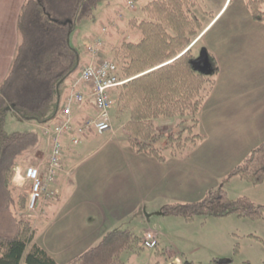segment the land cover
<instances>
[{
  "label": "trees",
  "instance_id": "trees-1",
  "mask_svg": "<svg viewBox=\"0 0 264 264\" xmlns=\"http://www.w3.org/2000/svg\"><path fill=\"white\" fill-rule=\"evenodd\" d=\"M99 1L26 0L22 7L20 42L0 86V264H61L36 241L37 223L22 215L28 209L29 194L12 184L20 161L31 150L41 151L45 138L36 129L9 133L6 120L10 111L29 124L57 119L62 83L68 80L70 86L88 62L72 46L70 35L80 21L95 18ZM246 4L252 17L264 23V0H246ZM196 5L197 0H149L141 7L142 15L129 20L131 28L140 31V38H122L111 56L119 64L121 77L129 79L115 89L114 98L118 110L127 112L124 129L130 144L161 162L169 156L185 157L197 146L201 137L193 130L220 71L213 54L204 50L199 58L194 52L193 44L205 30L194 14ZM175 117L179 125L189 120L192 124L173 135L160 133L158 120ZM236 176L253 184L264 182V141L227 180ZM161 211L188 221L197 215L264 220V203L255 204L247 196L231 198L222 187L210 189L197 202H175ZM141 242L142 237L132 229L116 228L64 264H125V252L147 249ZM238 250L239 243L235 254ZM219 260L207 264H222Z\"/></svg>",
  "mask_w": 264,
  "mask_h": 264
},
{
  "label": "crops",
  "instance_id": "crops-1",
  "mask_svg": "<svg viewBox=\"0 0 264 264\" xmlns=\"http://www.w3.org/2000/svg\"><path fill=\"white\" fill-rule=\"evenodd\" d=\"M25 2L26 0H0V86L12 67L20 42L18 21ZM129 12L132 13L122 19L121 27L132 17L138 16L133 14L134 11ZM217 16L197 37L193 44L194 49L204 37L206 38L208 32H204ZM123 17L124 14L120 10L116 18L109 23L117 21L118 25ZM105 25H102L98 33ZM232 32L235 38L228 40ZM204 47L216 57L219 68L222 64H236L238 60L240 66L250 61L256 66L253 77L264 74V25L255 27L252 32L220 31L217 38L209 39ZM85 57L87 59L85 50L81 51L82 61ZM222 70L221 68L220 72ZM219 83L217 80L215 89L202 107L200 122L205 130V140L192 155L169 157L161 162L152 156L139 153L131 146L123 125L122 128L108 131L99 154L85 159H81L84 148L92 143L91 140L96 135L102 133L89 132L81 137L76 146H72L70 137H66L63 168L55 185L59 198L46 205V217L43 219L50 228L58 227L57 235L53 236L54 240H45L43 244L57 261L65 255L79 256L95 246L119 221L128 219L134 223L140 216H147L148 220L159 216L164 205L171 204L173 200L184 201L177 195H190L194 187L200 185L196 180L205 178V174L225 178L243 161L248 154L239 162V141L240 137L248 134L242 136L243 133L239 134L233 125L237 123L241 129L240 122L249 124L252 136H264V92L258 89L251 91L253 95L246 104L249 106H244L239 111L241 102L237 104L236 99L242 100L243 96L246 97L245 93L236 97V93L232 91H217ZM225 91L228 92L224 93ZM92 111V105L87 104L85 109L78 112L80 118H83ZM237 111L239 115L238 119H235ZM80 144L85 146L78 147ZM45 145L46 140L41 150L45 149ZM47 156L48 153L43 159ZM191 156L194 157L190 159ZM42 160H35L33 164ZM164 193L174 195L172 197L170 194V198ZM157 227L161 226L145 227L140 236L143 237L148 230L156 232L159 235V246L156 249L167 253L168 246L165 243L170 241L172 235L166 230H158ZM218 257L224 256L221 254Z\"/></svg>",
  "mask_w": 264,
  "mask_h": 264
},
{
  "label": "rangeland",
  "instance_id": "rangeland-1",
  "mask_svg": "<svg viewBox=\"0 0 264 264\" xmlns=\"http://www.w3.org/2000/svg\"><path fill=\"white\" fill-rule=\"evenodd\" d=\"M127 1L128 0H100L95 10V18L93 20L84 19L80 21L71 33L70 42L72 46L77 48L79 51H84L86 45L92 42L98 34L102 25H110V20L116 18L120 10L123 12L124 17L120 18L121 21L119 20L117 28L109 27V31L105 35V45L102 56L105 58H111L119 41L124 37L131 38L132 40L139 39L141 35L140 31L136 28H131L129 22L125 23L124 26L121 27L122 19H124L127 14L129 15V13H132L127 9ZM148 1L149 0H142V2L138 5V8L134 10L133 14L138 16L142 15L141 7ZM194 14L200 19L203 28L218 15L204 32V34L208 32L206 38L204 37V39L201 40L194 49L195 54L199 58H201L203 51L206 50L204 49V44H206L207 41L213 37L216 39L218 32L224 30L252 32L255 27L264 25L263 22L257 21L252 17V14L247 7L246 0H197V5L194 8ZM113 35H116V37H113ZM129 35L131 37H129ZM234 38L235 34L232 32V36L231 38H228V40H233ZM221 68L223 70L221 72L219 71L216 75V83L210 95L216 87L217 80L220 82L217 91L221 89L228 90L230 92L232 91V93H236V97L239 96L240 93H245L246 97L243 96L242 100H237L233 95L234 101L236 99L237 104L241 102V106L239 105L240 107L238 108L240 111L242 107L249 106L246 104L250 102V97L253 95L251 94V91L258 89L260 92H264V74L253 77V71L256 69V66L252 65L250 61H248L246 65L240 66V61L238 60L236 64H222L220 69ZM208 72L211 73L210 69ZM228 91H225L224 93ZM70 92L71 88L68 80H66L61 85V105L64 104ZM241 112L243 111L241 110ZM238 115L237 111L234 118L238 119ZM127 118V112H120L114 104L111 111L113 128H122V125L124 127ZM157 123L159 132L168 136L169 134L173 135L178 133L181 128L187 130L189 125L192 124V121L189 120L186 124L179 125L177 123V118L175 117L160 118ZM240 124L241 129L238 128L237 123L233 126L240 132L239 134L243 133L242 136L248 135L240 137L238 157L241 159L239 162H241V160L264 139V136L262 135L252 136L249 124L244 125L243 122H240ZM30 129H36L41 134L38 124H29L28 122L22 120V118L14 111H10L8 113L6 130L9 133ZM120 133H122V130H120ZM108 134L109 133L107 132L96 135L95 138L91 140L92 143L87 144L84 148V152L81 154V159H85L88 156L94 157L99 154L102 146L105 144V137ZM193 134L200 135L201 139L197 143V146L189 152L188 156L192 155V152L205 140V130L203 129L201 122H199L194 128ZM163 143H165V140H163ZM84 146V144L78 145V147ZM47 153L48 145L46 141L44 150L37 153L35 150L29 151L20 161L21 164L19 166L23 168L28 164H33L35 160H42ZM169 157L172 158L171 156ZM193 157L194 156H191L190 159ZM227 178L228 176L225 178H223V176L215 178L205 174V178L196 180V182H199L200 185H196L190 195L177 196L179 199L182 198V200H184L181 203L197 202L201 200L210 189L222 187L228 192L231 198L247 196L255 204L264 203V182L260 184H253L238 176L232 177L229 180H227ZM12 184L20 191L29 194L28 184H17L14 178ZM163 190L165 191V189ZM164 194H168L170 198L174 195L173 193ZM173 202L176 201H171V203ZM22 215L23 218L32 219L35 225L37 223L36 241L39 244L43 245L46 241L50 242L51 240H54L53 236L54 234L57 235L58 227L53 226L50 228V225L48 226L46 222L44 223L43 219L46 216L43 215L42 218L33 217L28 209ZM154 224L161 226L157 227V229L159 228L158 230H166L170 235H172L169 239L170 243H165V245L168 246V252L166 253L162 250L158 251L156 249L148 248L141 249L139 251H127L122 257L125 264H186L187 262L207 264L214 258L231 259V262L227 264H264L263 219L252 220L250 218L238 217L235 215L223 217L197 215L192 221H188L181 215H170L161 211L159 216H153L149 220L147 216H140V218H138L134 223L130 222L128 219H124L115 223L112 229H132L136 234L141 235L145 227L155 226ZM48 228L50 229L47 231ZM148 232H150V230L146 231V233ZM156 235L159 236L158 234ZM237 243H239V250L235 254L234 249ZM221 254L224 257H218V255ZM73 258V256L71 257L70 255H65L63 257H59L58 261L60 260L59 263L61 262L63 264Z\"/></svg>",
  "mask_w": 264,
  "mask_h": 264
},
{
  "label": "built area",
  "instance_id": "built-area-1",
  "mask_svg": "<svg viewBox=\"0 0 264 264\" xmlns=\"http://www.w3.org/2000/svg\"><path fill=\"white\" fill-rule=\"evenodd\" d=\"M142 0H128L127 8L136 10ZM117 21L102 28L92 42L85 47L87 63L71 81V92L54 122L38 124L41 134L48 144V156L36 164L16 168L14 180L17 184H28V211L33 217L45 216V207L59 198L55 188L63 168L65 156L64 141L70 137L72 146L80 143L81 137L89 132L105 133L113 131L111 111L115 104L114 91L129 79L121 77L118 63L102 56L105 35L109 27H117ZM87 104L93 107L92 113L80 118L79 110ZM142 245L153 249L159 245V238L153 231L145 234Z\"/></svg>",
  "mask_w": 264,
  "mask_h": 264
},
{
  "label": "water",
  "instance_id": "water-1",
  "mask_svg": "<svg viewBox=\"0 0 264 264\" xmlns=\"http://www.w3.org/2000/svg\"><path fill=\"white\" fill-rule=\"evenodd\" d=\"M219 262L222 263V264H227V263L231 262V259H227V258L220 259Z\"/></svg>",
  "mask_w": 264,
  "mask_h": 264
}]
</instances>
